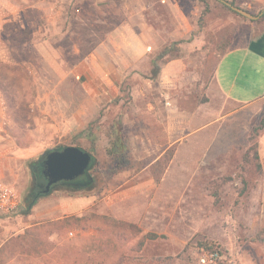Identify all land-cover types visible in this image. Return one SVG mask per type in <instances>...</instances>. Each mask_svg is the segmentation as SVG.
<instances>
[{
  "label": "rangeland",
  "instance_id": "374dc122",
  "mask_svg": "<svg viewBox=\"0 0 264 264\" xmlns=\"http://www.w3.org/2000/svg\"><path fill=\"white\" fill-rule=\"evenodd\" d=\"M159 1L152 0L168 20L172 14ZM177 1L189 14L199 12L193 38H203L196 49L211 61L231 45L240 22L244 32L243 22L251 26L220 0ZM48 3L0 26V180L22 199L20 210L0 213V264H199L201 243L222 252L216 264H264V243L257 239L264 230V129L252 134L264 109L251 121L241 116L238 125H207L204 113L199 122L190 118L184 131L178 124L176 144H161L162 125L133 94L142 79L132 71L120 95L96 94L90 66L100 38L87 24H74L77 0ZM64 21L69 33L60 37ZM179 50L173 45L172 56ZM197 90L189 98L180 94L182 108L207 100ZM156 95L153 85L147 97ZM119 115L140 165L112 178L98 173L91 190L59 188L21 214L32 186L28 162L68 146L91 152L90 129L93 155L110 163L107 134ZM254 145L263 156L262 175ZM146 234L158 238L141 244Z\"/></svg>",
  "mask_w": 264,
  "mask_h": 264
},
{
  "label": "crops",
  "instance_id": "0c3cea01",
  "mask_svg": "<svg viewBox=\"0 0 264 264\" xmlns=\"http://www.w3.org/2000/svg\"><path fill=\"white\" fill-rule=\"evenodd\" d=\"M225 1H234L235 6L253 14L258 11L255 16L260 18L251 20V26L243 22L245 28L247 25L245 32L240 22L231 45L211 61L201 48L196 49L203 38H193L199 12L193 13L195 18L177 0L159 1L172 14L168 20L162 19L152 0H77L81 5L74 24H87L92 34L100 38L90 66L96 77L90 81L94 92L107 99L120 95L122 83L133 71V77L142 79L141 87L134 89L133 94L144 100L148 107L145 113L162 125L163 135L158 142L168 147L179 141V123L184 131L190 118L199 122L204 113L211 119L207 125H238L243 115L253 120L264 109V21L260 20L264 0ZM48 6V0H0V13L9 14V18L0 16V26L17 21L12 15ZM87 11L90 21L85 18ZM20 24L25 27V23ZM107 24L112 26L110 31ZM66 25L64 21L60 37L69 33ZM111 44L114 47H110L109 52ZM173 45L180 47L175 56H172ZM153 85L159 95L150 100L147 95ZM193 88L199 89L197 91L206 95L207 100L182 108L180 94L189 98ZM261 144L264 148V143ZM260 157H263L261 152Z\"/></svg>",
  "mask_w": 264,
  "mask_h": 264
},
{
  "label": "trees",
  "instance_id": "16d2710c",
  "mask_svg": "<svg viewBox=\"0 0 264 264\" xmlns=\"http://www.w3.org/2000/svg\"><path fill=\"white\" fill-rule=\"evenodd\" d=\"M231 3L233 5H236L234 1H232ZM221 5L223 8L233 13H236L224 3H221ZM260 20L264 21V12L261 14ZM165 52H167V49ZM157 73L158 72H156L155 75H157ZM263 129H264V117L259 123V128L258 126L257 127L254 126L252 128V134L256 135L258 134L260 130H263ZM85 133H87V138L91 144L92 151L90 153L93 156L92 165L89 171L87 172V174L83 176V178L81 179L83 181L79 183L80 185L78 184L79 186L77 187L67 188L69 191H75V190L81 191V190L93 189L96 185L98 173L103 174L107 178H112L123 172L134 170L140 165V162L137 161L132 155L131 148H130V141L128 137V131L126 130V126L123 122L122 115H119V117L115 118L111 122L110 129L108 130L107 136L109 138V146L106 150L107 156L110 159V163L108 164H103L99 159H97V157H95V155H93V152L96 149V139L90 129L88 130V132L86 131ZM252 149L254 150V159L256 161L257 171L260 175H262L263 167H262L258 147L254 145ZM35 162L36 161H33V160L28 162V168H30L29 171H31L30 172L31 175L36 174V170L34 166V164H36ZM44 196H47V195H44ZM34 201H35L34 199L32 198L30 199L29 197L24 198L23 199L24 209L20 213L27 215L30 212L33 204L35 203ZM157 238L158 236L155 234H146L145 236H143V239L141 240V244H144L146 240H155ZM257 239L258 241L264 243V230L262 231L261 234L258 235ZM199 248L201 250L203 249L210 253L217 252L220 255L222 253L219 250H217L218 248H216L215 246L208 245V244L201 243Z\"/></svg>",
  "mask_w": 264,
  "mask_h": 264
},
{
  "label": "water",
  "instance_id": "95a60500",
  "mask_svg": "<svg viewBox=\"0 0 264 264\" xmlns=\"http://www.w3.org/2000/svg\"><path fill=\"white\" fill-rule=\"evenodd\" d=\"M222 3L229 6L236 13L252 20H258L260 16H255L250 12L222 0ZM43 174L48 179L47 191L54 184L60 182H73L85 176L89 171L93 156L90 152L76 146H68L58 150L45 152Z\"/></svg>",
  "mask_w": 264,
  "mask_h": 264
},
{
  "label": "built area",
  "instance_id": "2783aa9c",
  "mask_svg": "<svg viewBox=\"0 0 264 264\" xmlns=\"http://www.w3.org/2000/svg\"><path fill=\"white\" fill-rule=\"evenodd\" d=\"M22 207L21 195L11 186L0 180V213L10 214ZM73 235V233H71ZM220 254L201 250L198 253L199 264H216Z\"/></svg>",
  "mask_w": 264,
  "mask_h": 264
},
{
  "label": "flooded vegetation",
  "instance_id": "af4514ba",
  "mask_svg": "<svg viewBox=\"0 0 264 264\" xmlns=\"http://www.w3.org/2000/svg\"><path fill=\"white\" fill-rule=\"evenodd\" d=\"M35 161H36L35 162L36 164H34V166H35L36 174L31 175L32 186H31V189H30V192H29V198L30 199L32 198V199H34L36 201V199H38V198H40V197H42L44 195H49V194H51L52 192H54L55 190H57L59 188H62V187H65V188L77 187V186L80 185L79 183H81V181H83V180H81L83 177H81V178H79V179H77L76 181H73V182H60V183L52 185L50 187L49 191L46 193L45 191H47L48 179L43 174L44 157L40 156ZM28 169H30V168H28Z\"/></svg>",
  "mask_w": 264,
  "mask_h": 264
}]
</instances>
